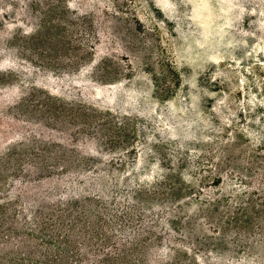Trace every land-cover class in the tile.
I'll list each match as a JSON object with an SVG mask.
<instances>
[{
	"label": "rangeland",
	"instance_id": "obj_1",
	"mask_svg": "<svg viewBox=\"0 0 264 264\" xmlns=\"http://www.w3.org/2000/svg\"><path fill=\"white\" fill-rule=\"evenodd\" d=\"M0 264H264V0H0Z\"/></svg>",
	"mask_w": 264,
	"mask_h": 264
}]
</instances>
